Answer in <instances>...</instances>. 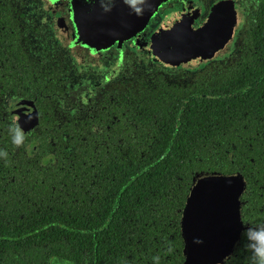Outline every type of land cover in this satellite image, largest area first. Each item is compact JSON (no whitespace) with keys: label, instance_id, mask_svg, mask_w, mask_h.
Here are the masks:
<instances>
[{"label":"flooded vegetation","instance_id":"flooded-vegetation-1","mask_svg":"<svg viewBox=\"0 0 264 264\" xmlns=\"http://www.w3.org/2000/svg\"><path fill=\"white\" fill-rule=\"evenodd\" d=\"M150 2L0 0V166L8 162L18 171L26 167L36 177L37 167L48 169L56 181V173L60 178L59 171L77 160L87 162L90 153L105 159L119 147L144 151L151 147L146 137L157 133L176 140L191 101L219 96L203 93L201 78L217 81L231 76V71L242 72L236 60L263 53L262 47L250 43L246 29L260 22L264 0H161L136 31L134 25ZM125 22L132 24V32H120ZM101 23H108L106 31ZM189 43L192 47L185 45ZM235 87L247 97L252 84L240 81ZM258 99L256 111L241 112L238 129L232 131L226 121L215 128L210 118V129L186 128L183 133L194 137L178 139L187 141L177 146L179 157L192 149L199 159L197 135L206 133L202 171L240 174L245 180L239 201L241 234L224 264H255V249L264 247L256 239L264 232V95ZM131 111L149 119L146 129L130 122ZM226 116L231 118V112ZM157 118L162 122L151 121ZM121 119L120 131L133 136L126 145L118 139ZM17 131L22 137L19 145L12 143ZM220 131L231 137L216 146L214 135ZM142 132L140 142L137 136ZM217 147L223 154L215 157ZM168 148L169 143L162 145ZM196 173L192 172L189 191ZM187 194L177 209L181 243Z\"/></svg>","mask_w":264,"mask_h":264},{"label":"trees","instance_id":"trees-1","mask_svg":"<svg viewBox=\"0 0 264 264\" xmlns=\"http://www.w3.org/2000/svg\"><path fill=\"white\" fill-rule=\"evenodd\" d=\"M259 18L260 22L251 24L246 31L250 43L262 47L259 52L263 53H248L247 61L236 60L242 72L231 71V76L215 78L217 81L202 77L205 82L200 84L201 91L219 96L214 100L200 96L191 101L183 112L176 140L157 133L146 137L151 147L144 151L138 146L133 150L119 147L105 159L90 153L87 162L77 160L66 171H59L60 178L56 173V181L48 169L37 167L40 175L36 177L32 171L26 172V167L18 171L8 162L3 163L0 264H184L177 209L189 194L192 172L206 169L200 158L207 155L202 148L208 145L209 137L206 133L197 135L199 159L192 156V149L179 157L177 146L187 141L178 139L194 137L183 133L186 128L210 129V118H214L215 128L230 122L233 131L239 127L242 111H256L258 97L264 95V8ZM240 81L252 84L246 89L247 97L235 87ZM230 112L232 116L228 118L226 114ZM128 117L138 129L148 126L149 119L144 115L131 111ZM151 121L162 122L159 118ZM121 123L122 119L119 131ZM127 133L119 132L120 145L133 138L130 131ZM142 134L137 136L140 142ZM230 137L223 131L216 132L215 145H225ZM168 143L169 148L163 150L162 145L166 147ZM219 154H223L222 147L215 149V157Z\"/></svg>","mask_w":264,"mask_h":264},{"label":"water","instance_id":"water-1","mask_svg":"<svg viewBox=\"0 0 264 264\" xmlns=\"http://www.w3.org/2000/svg\"><path fill=\"white\" fill-rule=\"evenodd\" d=\"M160 1L151 0L143 7L145 14L135 23L136 31L144 26L145 17L154 12ZM125 23H120V32L132 26ZM101 25L106 31L108 23ZM185 45L192 47L190 43ZM245 188L240 174L201 172L195 175L182 215L184 264H224L230 258L241 234L239 201Z\"/></svg>","mask_w":264,"mask_h":264},{"label":"clouds","instance_id":"clouds-1","mask_svg":"<svg viewBox=\"0 0 264 264\" xmlns=\"http://www.w3.org/2000/svg\"><path fill=\"white\" fill-rule=\"evenodd\" d=\"M21 141H22V137L17 131V136L13 137L12 143L15 145H19ZM256 239L260 240L262 244H264V232L256 234ZM254 255L256 258L255 264H264V247L256 248L254 251Z\"/></svg>","mask_w":264,"mask_h":264}]
</instances>
